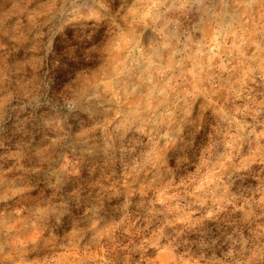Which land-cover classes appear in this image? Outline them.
I'll return each instance as SVG.
<instances>
[{"label": "rangeland", "instance_id": "1", "mask_svg": "<svg viewBox=\"0 0 264 264\" xmlns=\"http://www.w3.org/2000/svg\"><path fill=\"white\" fill-rule=\"evenodd\" d=\"M133 3L111 0L108 5L113 15L120 13L116 19L125 29L121 33L96 21L81 22L86 32L54 28L55 14L61 8L71 10L65 0H0L5 95L20 84L35 87L45 76L49 82L54 77L57 86L80 77L81 87L96 84L107 99L125 101L119 111L110 105L103 119L109 132L122 125V139L115 143L128 151H118L120 160L114 165L101 163L95 175L91 170L84 173L89 191L115 188L120 193L112 198L113 213L82 241L69 233L62 243L44 249L39 258L45 264H197L198 257L187 246L169 244L168 234L176 231L181 240L194 239L185 231L189 212L190 219L197 220L214 211L225 227L238 225L245 235L264 231V0H230L224 17L229 27L220 25L223 30L202 55L178 65L177 57L169 60L152 48L151 66L134 62L139 53L132 36L141 26L121 18L134 11ZM146 43L147 34L139 40ZM186 110L191 115L184 121ZM178 127L182 131L176 139ZM169 137L174 143L169 144ZM97 138L103 143L102 130ZM20 140L9 134L3 141L0 164L5 169L15 163L11 157L19 151ZM47 143L41 138L38 146ZM144 159L157 167L143 164ZM76 162L67 156L62 164L76 171ZM134 163L142 166L127 175L125 165L131 171ZM229 174L233 183L225 193L217 178L226 182ZM129 193L125 218L115 207L122 206ZM6 203L7 212L18 216L3 218L10 231L0 234L5 249L0 264H25L17 248L36 236L31 231L24 235L27 213L20 207L27 204ZM0 211H5L4 204ZM165 219L174 224L160 234ZM25 255L28 261L35 259L34 253Z\"/></svg>", "mask_w": 264, "mask_h": 264}, {"label": "clouds", "instance_id": "2", "mask_svg": "<svg viewBox=\"0 0 264 264\" xmlns=\"http://www.w3.org/2000/svg\"><path fill=\"white\" fill-rule=\"evenodd\" d=\"M110 2L65 0L71 10L61 8L55 14L54 28L62 31L76 27L86 32L87 27L81 22L96 21L98 26L103 22L111 31L123 33L125 29L116 19L120 13L113 15L108 7ZM229 4L230 0H134V11L121 17L125 24L131 18L134 24L141 26V32L132 36V44L139 53L134 62L151 66L148 52L152 48H156L161 57L167 55L169 60L177 57L178 65L202 55L223 30L220 25L229 27L224 21L229 14ZM146 34V45L139 44L141 36ZM80 85V77H70L57 86L54 77L49 82L45 76L35 87L20 84L5 95V80L0 76V147L9 134L21 137L19 151L11 157L15 160L13 166L5 169L0 164V204L5 205V211H0V234L10 231L5 226V215L9 218L18 216V213L7 212L6 202L14 201L17 207L27 204V207H20V211L27 213L24 235L31 231L36 236L27 240L24 247L17 248V255L25 264H45L39 258L43 250L62 243L69 233L79 242L89 232L96 231L113 213L112 198L120 195L115 188L102 189L99 193L89 191L84 173L91 170L95 175L101 163L105 167L114 165L120 160L117 152L128 151L118 148L115 143L122 139V125L117 124L109 132L108 122L103 119L111 111L110 105H117L119 111L125 101L107 99L96 84ZM190 115L191 111L186 110L181 119L186 121ZM101 130L103 143L97 138ZM175 131V138L179 139L182 129L178 127ZM41 138L48 141L47 147L38 146ZM168 142L172 144L174 139L169 137ZM67 156L76 159L73 165L76 171L62 164ZM142 163L157 167L151 159H144ZM141 166L134 163L131 171H127L125 165L126 174L135 175ZM217 179L218 187L227 193L233 177L229 174L226 182ZM130 197L129 193L124 204L115 207V211L123 212L125 218L131 205ZM190 216L191 212L185 216V231L194 239L181 240V232L176 231L174 236L168 234L170 245L187 246L188 252L204 264H264V240L260 239L264 237V231L245 235L238 225L225 227L214 211L197 220H191ZM173 224L174 221L165 219L160 234H164V227ZM4 250L0 245V253ZM29 252L35 254V259H26L25 254Z\"/></svg>", "mask_w": 264, "mask_h": 264}]
</instances>
